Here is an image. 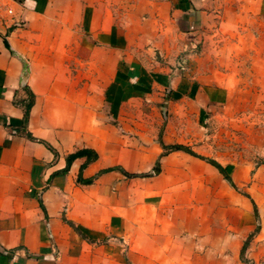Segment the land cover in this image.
Masks as SVG:
<instances>
[{
	"label": "crops",
	"instance_id": "0c3cea01",
	"mask_svg": "<svg viewBox=\"0 0 264 264\" xmlns=\"http://www.w3.org/2000/svg\"><path fill=\"white\" fill-rule=\"evenodd\" d=\"M228 1L0 0V264H67L68 244L87 238L76 204L88 213L90 200L74 199L86 157L67 169L66 157L97 153L82 178L142 170L117 165L123 152L148 165L162 150L159 128H136L139 104L167 114L165 140L171 128L182 132L183 116L202 122L228 103L199 68L174 67L193 58L204 22ZM256 9L264 14V0Z\"/></svg>",
	"mask_w": 264,
	"mask_h": 264
},
{
	"label": "rangeland",
	"instance_id": "374dc122",
	"mask_svg": "<svg viewBox=\"0 0 264 264\" xmlns=\"http://www.w3.org/2000/svg\"><path fill=\"white\" fill-rule=\"evenodd\" d=\"M257 1L222 4L204 22L193 58L182 55L174 66L182 74L199 68L227 104L202 122L183 116L182 132L171 128L165 140L167 114L139 104L138 131L159 128L154 160L123 152L119 167L143 169L103 178L99 170L82 178L90 161L81 165L77 180L86 185H77L74 199L90 203L88 213L78 204L75 212L87 238L68 244L67 264H264V14Z\"/></svg>",
	"mask_w": 264,
	"mask_h": 264
},
{
	"label": "trees",
	"instance_id": "16d2710c",
	"mask_svg": "<svg viewBox=\"0 0 264 264\" xmlns=\"http://www.w3.org/2000/svg\"><path fill=\"white\" fill-rule=\"evenodd\" d=\"M33 103V94L32 93H29L28 94V99L25 100L24 102V120L27 119L28 117V114H29V110H30V107ZM46 146L52 150L53 152L54 149L49 145V144H46ZM173 148H180L179 145H174L172 146ZM80 156H85L86 157V161H91V160H94L96 159L97 157V153L95 151H93L92 149H88V148H85V149H80V150H77L73 153H70L67 158H66V169L68 168L71 160L73 158H76V157H80ZM212 164L216 165V167H218V169L224 174V176L226 177V179L228 180H231L225 173L224 169L216 162V161H213V160H209ZM111 168H106V169H102L100 172H105V171H108L110 170ZM127 176H132V175H135V174H130L128 172H124ZM78 179H80L78 177ZM89 180H87L86 182H88ZM69 222V221H68ZM72 226L73 224L71 222H69ZM76 229V228H75Z\"/></svg>",
	"mask_w": 264,
	"mask_h": 264
}]
</instances>
